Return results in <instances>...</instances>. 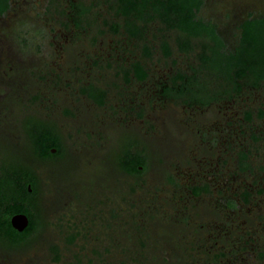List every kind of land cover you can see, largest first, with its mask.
Wrapping results in <instances>:
<instances>
[{"label":"rangeland","instance_id":"1","mask_svg":"<svg viewBox=\"0 0 264 264\" xmlns=\"http://www.w3.org/2000/svg\"><path fill=\"white\" fill-rule=\"evenodd\" d=\"M70 2L87 9L79 26ZM109 6L9 0L0 15V168L28 167L37 183L34 229L0 246V264H264V84L209 106L155 97L159 81L198 63V48L180 51L158 25L130 37ZM249 15L264 16V0H203L196 13L226 51ZM248 109L252 130L226 136V120ZM41 136L57 147L39 159L29 138ZM246 149L250 171L241 172L236 153ZM122 157L140 161V173H125ZM192 185L206 189L192 195Z\"/></svg>","mask_w":264,"mask_h":264},{"label":"trees","instance_id":"2","mask_svg":"<svg viewBox=\"0 0 264 264\" xmlns=\"http://www.w3.org/2000/svg\"><path fill=\"white\" fill-rule=\"evenodd\" d=\"M103 1L110 3L109 7L113 13L123 19V29L130 37L142 38L148 26L158 25L162 33L174 34V42L180 51H190L194 46L198 48V63L190 65L187 72H173L171 85L164 89L168 95L181 98L184 93L189 92V98H195L193 95L201 91V86L206 85L210 79L217 81L220 89L215 91L223 96L238 94L243 87L257 88L264 84V16L249 15L242 19L237 26V43L231 51H226L215 27L196 16L203 0ZM8 7L9 0H0V15L4 14ZM69 10L70 15L75 18V26H79V17L87 9L78 3L70 2ZM161 46L168 55V43L165 38L161 41ZM133 67L136 71L140 70L142 76L145 74L141 65L135 63ZM203 91L208 97L206 87H203ZM214 95L216 94L213 93L210 97ZM199 100L203 102L204 98L199 96ZM29 139L30 150L39 159L53 155L49 151L50 146L57 147L55 140L49 141L42 136ZM36 184V177L28 167L14 164L0 168L1 247L18 245L34 229L32 200L36 196ZM14 213H23L28 219L27 226L20 232L13 229L9 223V218ZM263 258L264 252L260 251L258 259Z\"/></svg>","mask_w":264,"mask_h":264},{"label":"flooded vegetation","instance_id":"3","mask_svg":"<svg viewBox=\"0 0 264 264\" xmlns=\"http://www.w3.org/2000/svg\"><path fill=\"white\" fill-rule=\"evenodd\" d=\"M135 63H137V64H139V65H141L139 62H136V61H134V62H132L131 63V71H133V74H134V77H133V80H136V81H142L143 79H145V76H146V73L142 76L141 75V73H140V70H138V71H136V69L133 67V64H135ZM142 70H143V68H142ZM144 71V70H143ZM145 72V71H144ZM133 74H131V76H133ZM172 76H173V73H171V74H169L168 76H166L165 77V79L164 80H161V81H159L158 82V86L156 87V89H155V97L157 96V97H163L164 99H166V100H171V101H178V100H180V101H182L183 103H184V105L186 104L187 106H193V105H195V106H209L211 103H213L214 101H220V100H224V99H233L234 97H237V96H239V94L240 93H242V90L243 89H246V88H242L241 90H240V92L238 93V94H234V93H232V94H230V95H221L219 92H216L217 90H219V89H214V90H210L208 87H207V84L206 85H203V86H201V91H199V92H196L195 93V95H193V96H195V98H189V92H187V93H184V96H182L181 98L180 97H173V96H171V95H168L165 91H164V89H166L168 86H170L171 85V78H172ZM203 87H206L207 88V92H208V97L203 93L204 91H203ZM86 88V87H85ZM196 88V87H195ZM195 88H193V89H195ZM251 89V88H250ZM216 90V91H215ZM84 92V93H83ZM83 94H85L87 97H90L91 99H93L97 104H102L103 103V97H102V95H103V93L99 90V91H93L91 88H89V89H85V90H83ZM216 94V95H214L212 98L210 97V95H212V94ZM202 94H204L205 95V97H203L202 96ZM192 95V94H191ZM199 96H201L202 98H204V101L202 102V100H199ZM102 98V99H101ZM251 114H252V112H251V110H246V111H244V117H243V119H241V121H236V120H232V119H229L230 121H228V120H226V122H225V124H224V126H227V127H222L221 128V130L223 129V131H225V135L226 136H228V133H232V134H234V135H236L235 133H236V129L238 130V131H240V129L242 128V130H244L245 128H247V127H249L248 129L249 130H252V125H250L251 124ZM243 120H244V122H243ZM241 124V125H240ZM231 125H234V126H231ZM228 126H231L232 128H229ZM229 128V129H228ZM234 128H236V129H234ZM247 130V129H246ZM217 132L219 131V130H216ZM216 131L215 132H212V133H210L211 135H212V137H213V142H216L217 141V139H218V135L219 134H217L216 133ZM245 131V130H244ZM219 133V132H218ZM262 135H264V134H260V137H258L260 140L261 139H263V136ZM250 139H252L253 138V136L250 134ZM255 138H257V137H255ZM202 141L204 142V143H207V142H209V143H212L213 144V142L211 141H208V139L206 138V136L205 137H203V139H202ZM214 145V144H213ZM249 154L250 153H248L247 152V149L246 150H240V151H238V153H236V155H237V160H238V164L240 163V165L241 164H244L243 166H239L238 168L241 170V172H249L250 171V165H249V163H248V158H249ZM123 158V157H122ZM121 158V160L119 161V163H120V165H121V168H122V170L125 172V173H128V174H136V173H140V171H139V169L138 168H141V166L140 165H138V166H134V163L137 161V160H131V159H129V160H131V162L129 163V162H127V161H123L125 158H123L122 159ZM133 159V158H132ZM207 161H205V162H208L209 161V159H206ZM137 162H139L140 163V161H137ZM219 173H216V174H212V175H218ZM254 175V174H253ZM223 176H225V175H223ZM219 180H220V177H217ZM216 178V179H217ZM260 181L261 182H264V176L260 179ZM216 182H218L217 180H216ZM240 183H241V181H240ZM263 184V183H262ZM203 187H201V186H199V185H192V186H190V188H189V190H191V193H192V195H195V191H200L201 189L203 190V189H206V187H204L205 185H202ZM246 189V187L244 186L243 187V190H245ZM247 190V189H246ZM247 193V191H244V193ZM227 207H231V205L229 204H227ZM245 241H246V244H252L251 242H252V240L251 239H245ZM251 241V242H250ZM259 253V252H258ZM259 255V254H258ZM263 260H264V258L261 260L262 262H263Z\"/></svg>","mask_w":264,"mask_h":264},{"label":"water","instance_id":"4","mask_svg":"<svg viewBox=\"0 0 264 264\" xmlns=\"http://www.w3.org/2000/svg\"><path fill=\"white\" fill-rule=\"evenodd\" d=\"M9 223L13 229L20 232L27 226L28 219L23 213H14L9 218Z\"/></svg>","mask_w":264,"mask_h":264}]
</instances>
